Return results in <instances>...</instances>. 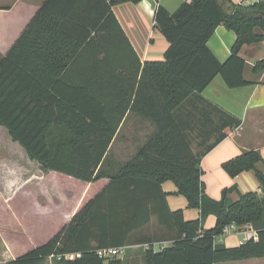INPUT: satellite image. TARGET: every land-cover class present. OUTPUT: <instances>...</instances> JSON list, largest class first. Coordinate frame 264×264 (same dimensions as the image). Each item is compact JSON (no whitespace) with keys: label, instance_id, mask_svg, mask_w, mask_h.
<instances>
[{"label":"trees","instance_id":"1","mask_svg":"<svg viewBox=\"0 0 264 264\" xmlns=\"http://www.w3.org/2000/svg\"><path fill=\"white\" fill-rule=\"evenodd\" d=\"M140 0H45L18 40L0 60V125L44 171H57L86 182L108 184L46 243L3 264H123L98 250L126 247L130 234L153 216L172 232L161 250L145 252L146 264H215L264 257V162L257 150L223 162L232 177L254 171L261 193L224 188L219 199L206 193L202 158L194 151L181 108L218 76L230 88L251 84L245 77L244 45L264 42V1L189 0L174 12L155 11L156 28L169 43L164 58L142 63L117 19L113 6ZM224 25L237 39L221 62L208 46ZM264 70V58L253 72ZM155 126L131 158L110 168L109 147L128 112ZM226 114V113H225ZM231 127L240 119L230 115ZM225 125H228L225 123ZM200 216L187 220L172 210L165 181ZM216 223L204 228L208 216ZM250 224L258 239L237 246L217 242L231 224ZM148 243V242H147ZM128 247V246H127Z\"/></svg>","mask_w":264,"mask_h":264},{"label":"crops","instance_id":"2","mask_svg":"<svg viewBox=\"0 0 264 264\" xmlns=\"http://www.w3.org/2000/svg\"><path fill=\"white\" fill-rule=\"evenodd\" d=\"M185 1L189 0H140L137 3L127 1L113 6L117 19L142 63L162 60L169 46L164 35L155 26L154 16L157 7L163 5L171 11ZM233 1L251 4L260 0ZM44 2L45 0H0V60L7 55ZM236 39L234 31L220 25L209 39L208 46L218 60L224 62L230 56ZM240 55L246 61L245 77L252 82L251 84L230 89L218 76L204 90L202 98L188 100L180 111L181 120L188 126L186 131L192 139L194 151H206L221 134H226L224 139L207 151L201 163L206 193L215 199L221 197L224 188L232 186L237 187V190L229 195L233 200H237L240 193L249 191L261 193L260 182L254 171H244L232 177L222 167L223 162L243 151L257 150L264 158V70L259 73L253 72V66L264 58V42L244 45ZM230 115L240 119L241 124L238 127H231ZM154 130L155 126L149 119L135 112H128L109 147L106 165L118 168L121 163L129 160ZM5 142L11 145L13 152L16 150L20 157L23 156L26 165L34 170L33 174L36 176L32 178L33 183L30 185L24 180L13 181L14 186L10 191L0 185V194L6 201L16 198L19 202L26 203L24 215L17 209H12L20 232L26 233L32 246L43 244L35 233L59 232L109 182L107 178L86 182L57 171L42 170L39 163L31 160L26 150L18 142L13 141L8 130L0 125L2 153L6 152L3 145ZM123 156L126 158H122ZM257 167L264 173V162L259 163ZM48 184L70 197L64 199L59 196L60 194L55 195L45 187ZM162 188L167 193V202L172 210L183 209L187 220L199 218L200 211L188 207L186 198L177 194V187L173 181L163 182ZM51 201L61 203L51 205ZM62 201L66 203L69 201L71 209L64 208L68 205ZM28 216H33L34 220L27 223L25 219ZM215 223L216 217L210 215L204 228H212ZM172 235V232L153 216L148 224L130 234L128 247L126 246L125 252H122L125 257H120L121 253L118 257L123 264H146L145 252L149 249L148 246H152L154 250H161V245L167 247L171 244ZM244 236L243 233L234 232L230 236L217 239L227 246H237L244 240ZM0 255L6 262L16 257L4 238L0 242ZM222 263L264 264V257Z\"/></svg>","mask_w":264,"mask_h":264},{"label":"rangeland","instance_id":"3","mask_svg":"<svg viewBox=\"0 0 264 264\" xmlns=\"http://www.w3.org/2000/svg\"><path fill=\"white\" fill-rule=\"evenodd\" d=\"M176 8H173L171 12L176 11ZM221 82H223L222 77H219ZM6 147V152L2 153L0 152V185L4 187V189L12 190L13 181H26L28 184H32L31 182L32 178L36 177L35 174H33V169L28 165H26V160H24L23 156L20 157L19 154L14 150V152L11 149V145L5 142L3 144ZM122 158H126V156H123ZM28 168V169H26ZM25 170V172L23 171ZM33 174V175H31ZM30 182V183H29ZM77 185V184H76ZM47 189L50 190V192L54 193L55 195H59L64 199L69 198L68 194H63L61 190L56 191L55 188L52 185H45ZM10 193V192H8ZM13 193V192H12ZM52 193H50L52 195ZM0 194V242L5 239L7 243H9L10 248L15 253L16 257L27 252L31 248L35 247L30 244V241L28 237L26 236V233L20 232V227L13 215V209H17L21 215L25 214L26 209H24L26 206V203L23 201L19 202L16 200V198H13L12 200L6 201L5 197L1 196ZM58 200V199H57ZM43 201V199H42ZM63 202V201H62ZM69 201L63 202L67 204L68 206H64V208L71 209V205L68 204ZM30 203V202H29ZM56 203H61L58 201H51L50 204L54 205ZM26 222L29 223L31 220H34L33 216H28L26 219ZM58 232L55 233H35V236H38L39 239H41V243H46L49 239H51L54 235H56ZM231 232H226L223 234L222 238L226 236H230ZM29 235V234H27ZM37 246V245H36ZM15 257V258H16ZM120 257L124 258L125 256L121 253ZM8 261V260H7ZM6 260H2L0 255V264L5 263ZM44 264H56L54 260L49 259ZM218 264H226V263H218ZM232 264V263H229Z\"/></svg>","mask_w":264,"mask_h":264},{"label":"built area","instance_id":"4","mask_svg":"<svg viewBox=\"0 0 264 264\" xmlns=\"http://www.w3.org/2000/svg\"><path fill=\"white\" fill-rule=\"evenodd\" d=\"M240 232L243 233L244 236V240L241 242H245L248 239H258V233L257 231L250 225V224H244V225H239L236 223H231L229 225H227L224 228L223 233L220 236H217V238H222L223 234L226 232ZM216 238L217 242H220L218 239ZM223 243V242H221ZM150 247V245L148 246V248ZM164 246L161 245L160 249H163ZM126 247H120V248H105V249H100L98 250V254L100 257L102 258H107V257H112V256H116L122 252H125Z\"/></svg>","mask_w":264,"mask_h":264}]
</instances>
